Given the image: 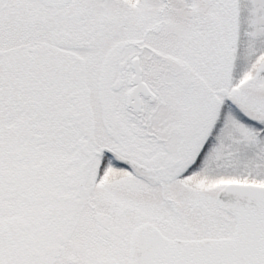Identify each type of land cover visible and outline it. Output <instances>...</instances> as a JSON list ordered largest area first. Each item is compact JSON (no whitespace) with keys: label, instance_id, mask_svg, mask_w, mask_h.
Returning a JSON list of instances; mask_svg holds the SVG:
<instances>
[{"label":"snow or ice","instance_id":"snow-or-ice-1","mask_svg":"<svg viewBox=\"0 0 264 264\" xmlns=\"http://www.w3.org/2000/svg\"><path fill=\"white\" fill-rule=\"evenodd\" d=\"M0 264H264V0H0Z\"/></svg>","mask_w":264,"mask_h":264}]
</instances>
